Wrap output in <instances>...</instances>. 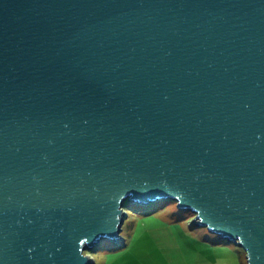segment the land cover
<instances>
[{
	"label": "water",
	"instance_id": "obj_1",
	"mask_svg": "<svg viewBox=\"0 0 264 264\" xmlns=\"http://www.w3.org/2000/svg\"><path fill=\"white\" fill-rule=\"evenodd\" d=\"M162 200L264 264V0H0V264Z\"/></svg>",
	"mask_w": 264,
	"mask_h": 264
},
{
	"label": "rangeland",
	"instance_id": "obj_2",
	"mask_svg": "<svg viewBox=\"0 0 264 264\" xmlns=\"http://www.w3.org/2000/svg\"><path fill=\"white\" fill-rule=\"evenodd\" d=\"M126 212L127 218L121 233V236L126 239V246L122 247L124 243L102 242L99 249L89 253L90 256H93L94 264H170L166 262L162 254L146 244L144 233L147 232L148 225L173 219L181 220L186 224L187 227L183 229V233L190 243L199 242L195 240L198 238L200 240V236H203L204 233L213 238L212 242H215V245L227 248L228 252L232 253L227 254L228 257L234 258L236 264H247L246 253L243 249L232 243L218 241V237L211 234L206 228L193 227V215L189 211L179 210L176 202L172 200H162L151 206L130 204L126 206ZM224 254L221 256L227 257Z\"/></svg>",
	"mask_w": 264,
	"mask_h": 264
},
{
	"label": "crops",
	"instance_id": "obj_3",
	"mask_svg": "<svg viewBox=\"0 0 264 264\" xmlns=\"http://www.w3.org/2000/svg\"><path fill=\"white\" fill-rule=\"evenodd\" d=\"M148 226L144 233L146 244L156 249L170 264H236L234 258L228 257L227 254L232 253L227 248L215 245L213 238L204 233L200 240H195L199 242L190 243L183 233L187 226L181 220H164ZM224 253L227 256L225 258L221 256Z\"/></svg>",
	"mask_w": 264,
	"mask_h": 264
},
{
	"label": "trees",
	"instance_id": "obj_4",
	"mask_svg": "<svg viewBox=\"0 0 264 264\" xmlns=\"http://www.w3.org/2000/svg\"><path fill=\"white\" fill-rule=\"evenodd\" d=\"M130 204H126V206H129Z\"/></svg>",
	"mask_w": 264,
	"mask_h": 264
}]
</instances>
